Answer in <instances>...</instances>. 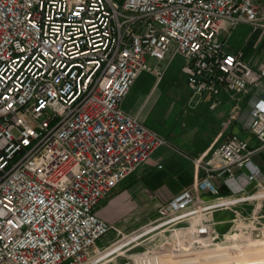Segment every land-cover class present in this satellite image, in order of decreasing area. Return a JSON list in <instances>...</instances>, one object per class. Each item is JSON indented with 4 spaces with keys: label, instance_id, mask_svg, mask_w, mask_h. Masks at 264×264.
<instances>
[{
    "label": "built area",
    "instance_id": "1",
    "mask_svg": "<svg viewBox=\"0 0 264 264\" xmlns=\"http://www.w3.org/2000/svg\"><path fill=\"white\" fill-rule=\"evenodd\" d=\"M260 1L0 0V264H88L113 245L98 248L115 230L96 214L101 200L167 144L120 104L142 71L157 84L175 55L190 95L248 97L255 145L232 133L194 160L201 177L158 205L157 220L191 217L207 198L264 199V161L252 160L264 156V65L221 36L264 27ZM214 238L202 224L175 248Z\"/></svg>",
    "mask_w": 264,
    "mask_h": 264
},
{
    "label": "crops",
    "instance_id": "2",
    "mask_svg": "<svg viewBox=\"0 0 264 264\" xmlns=\"http://www.w3.org/2000/svg\"><path fill=\"white\" fill-rule=\"evenodd\" d=\"M258 12L264 24V0L259 2ZM221 36L227 52L239 54L240 58L248 64L264 65V27L252 31L249 24L239 23L224 31ZM202 95L189 109L169 103L159 112L155 108L159 103L160 93L153 87L141 94L134 95L132 102L129 101V98L122 99L121 109L127 114L137 115L147 128L165 138L167 144L158 147L140 168L124 178L101 200L96 214L113 226L116 231L131 225L132 218L145 211L152 210L148 219L153 217L158 205L168 201L181 190L196 182L202 172L193 164L194 160L207 158L211 150L230 134L240 135V129L241 131L245 129L248 135L246 130L248 97L237 101L235 93L226 90H220L215 96L204 97ZM192 96L189 95L188 100ZM154 103L155 105H153ZM192 111L195 112L192 113ZM169 113L175 118L171 124L166 121V116ZM195 113L197 115L206 113V116L217 115L215 127L205 136L194 129L197 123ZM237 120L240 121V125L237 130H234L233 127ZM152 123L157 125L160 130L152 128ZM250 140L252 138L248 135L249 146L253 147ZM252 160L256 164H261L264 161V156L254 155ZM241 180L243 181L242 177ZM254 186L255 183L247 184L246 189H252ZM261 240L257 241L258 248H264V243ZM113 245L105 251L110 250ZM205 253L206 251H203L182 256L176 258V262L199 260L205 256ZM166 260L171 261L174 258L168 256ZM150 262L146 263L150 264Z\"/></svg>",
    "mask_w": 264,
    "mask_h": 264
},
{
    "label": "rangeland",
    "instance_id": "3",
    "mask_svg": "<svg viewBox=\"0 0 264 264\" xmlns=\"http://www.w3.org/2000/svg\"><path fill=\"white\" fill-rule=\"evenodd\" d=\"M183 62L184 59L179 55L166 60L162 64L165 65L162 79L157 84L151 73L142 71L124 98H129L132 102L134 95L153 87L160 93V100L155 108L157 112L163 110L169 103L189 109L201 95H193L188 100L190 92L180 71ZM209 95L211 94L204 93L202 96ZM197 106L199 107V104ZM195 114L197 123L194 129L205 136L215 127L217 115ZM173 120H175L173 115L167 114L166 121L171 124ZM239 125L240 121L237 120L233 129L237 130ZM151 127L160 130L154 123ZM239 131V136L247 140L249 134H246L245 129ZM249 142L252 146L255 145L253 139ZM218 189L221 197L226 196L223 186L219 184ZM262 196L219 205H212L213 200L207 198L204 203L194 204L192 209L197 212L191 217L181 218L165 225L157 220L156 214L148 219L152 210L145 211L146 213L133 217L131 225L124 226L118 231L109 230L101 238L98 248L101 250L108 244H114L113 247L93 257L88 264H147L146 262L150 261V264H264V248H258L257 242L262 239L264 243V199L260 198ZM202 224L211 229V234L215 237L212 242L194 249H181L183 244L185 245L183 239L188 237V233ZM175 241H179L181 248H175ZM203 251L206 253L202 259L176 262V258ZM168 256L174 260L167 261Z\"/></svg>",
    "mask_w": 264,
    "mask_h": 264
},
{
    "label": "bare ground",
    "instance_id": "4",
    "mask_svg": "<svg viewBox=\"0 0 264 264\" xmlns=\"http://www.w3.org/2000/svg\"><path fill=\"white\" fill-rule=\"evenodd\" d=\"M232 115V114H231Z\"/></svg>",
    "mask_w": 264,
    "mask_h": 264
}]
</instances>
